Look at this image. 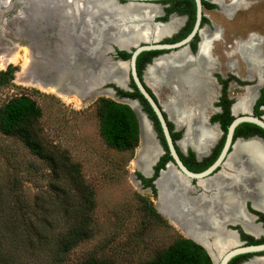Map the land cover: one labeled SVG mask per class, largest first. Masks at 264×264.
I'll list each match as a JSON object with an SVG mask.
<instances>
[{"label": "rangeland", "instance_id": "rangeland-1", "mask_svg": "<svg viewBox=\"0 0 264 264\" xmlns=\"http://www.w3.org/2000/svg\"><path fill=\"white\" fill-rule=\"evenodd\" d=\"M209 1L214 8L204 13L216 29L214 39L222 32L227 44L234 41L233 71L251 82L248 88L258 90L264 81L259 85L260 76L250 72L236 47L254 35L264 55V0H239L231 13L220 2L229 6L238 0ZM0 3V64L15 58L0 72L16 68L14 81L0 85V114L13 98L34 100L42 115L32 131L43 148L39 155L19 136L0 128V264H150L158 260L188 236L179 223H171L157 209L158 187L154 194L137 176L143 174L135 164L141 141L135 149H117L104 137L105 100L120 104L125 100L115 94L114 83L107 82L110 91H102L103 86H93L94 75L89 72L86 81L80 73H85L79 70L83 62L85 69L98 66V60H90L82 51L93 42L89 12L85 11L87 19L80 20L77 16L82 14L70 0ZM152 5L160 10L158 21L164 16V4ZM215 52L222 62L231 60L220 48ZM107 69L98 70L103 78L111 71ZM228 70L221 67L223 72ZM155 92L162 102L169 91L162 85ZM245 93L234 82L230 94L235 102ZM153 173L154 166L148 176Z\"/></svg>", "mask_w": 264, "mask_h": 264}, {"label": "bare ground", "instance_id": "bare-ground-1", "mask_svg": "<svg viewBox=\"0 0 264 264\" xmlns=\"http://www.w3.org/2000/svg\"><path fill=\"white\" fill-rule=\"evenodd\" d=\"M70 1L82 14L81 17L77 16L80 20L87 19L85 14L89 12L88 26L92 29L93 42L89 48H82V51L89 54L90 60L92 58L98 60V66L96 69L90 67L85 69L87 65L83 62L79 70L86 73L80 72L86 81L91 74L95 76H92L95 80L93 86H98L103 80V75H100L98 70L102 68L108 70L107 68L110 67L104 65L103 59L100 60L106 47L104 45L108 43L107 40H112L119 47L127 50L128 47H133L140 42H148L153 33L156 40L173 34L182 22L179 18L173 17L168 24H157L154 28V25L145 24L142 21L157 18L160 15V10L155 6H136L129 9L119 6L113 0ZM220 3L227 13H231L240 2L238 0L229 6ZM85 5L90 8L84 9ZM85 11L88 12L85 13ZM136 20H141L144 24H137ZM201 37L202 42L197 57L194 58L187 50H182L157 59L146 72L147 83L153 90L159 91L162 85L168 88V96L161 104L176 126L186 129L185 137L180 145L193 147L200 156L218 137L217 128L207 123L209 97L213 89L209 76L210 67L214 64L211 44L215 35H211L207 29H204L201 31ZM236 50L247 62L250 72L257 73L260 76V84L263 83L264 55L257 36L251 35L247 41H240L237 43ZM8 62H15V58L9 57L7 60H2L0 67ZM77 74L80 75L79 71ZM257 97V90L248 88L234 105V114H250ZM123 103L130 106L139 119L143 149L137 165L145 176L150 177L148 173L152 171V166L157 165L162 151L154 145L151 126L138 102L125 100ZM203 184L218 188V193L209 200L199 197L185 198L181 190L184 189V181L176 174V171L169 169L156 183L160 191L159 209L175 221L181 219L186 225L184 232L190 238L202 239L204 236L213 234L214 243L208 244L213 255L216 248H219L221 254L239 244L233 233L224 230L227 223H239L247 233L256 236L263 233V230L252 223L242 207L244 200H250L255 208L264 212V145L260 141L238 142L233 148L224 171ZM249 264H264V261L254 259Z\"/></svg>", "mask_w": 264, "mask_h": 264}, {"label": "trees", "instance_id": "trees-1", "mask_svg": "<svg viewBox=\"0 0 264 264\" xmlns=\"http://www.w3.org/2000/svg\"><path fill=\"white\" fill-rule=\"evenodd\" d=\"M186 0H168L163 1L164 3H172V7L167 10V15L160 19V21L166 22L169 20L170 15L174 11L180 12L181 9L175 10V8H180L181 5ZM208 7H213L211 4H207ZM190 27L189 30H191ZM165 53L164 51H153L142 53L137 61L138 72L140 77L143 76V70L146 65L152 61L156 56ZM118 56L121 59L128 60L131 54L126 51H119ZM16 73V68L9 66L7 70L0 72V85L4 83H12L14 81ZM118 96L126 97L130 99L139 100L143 105L144 111L147 113L148 117L154 122L155 130L158 133V138L161 141L165 149V154L161 157L160 161L154 167L153 177H145L143 174H137L139 180L143 183L145 188H150L153 193L156 192L155 180L160 174L162 169H165L166 164L172 161V157L169 154L168 145L165 136L162 132L161 125L154 111L152 110L146 99L140 94L136 89L134 83L132 87L133 92L125 91L119 87L112 86ZM149 92L151 90L147 88ZM152 93V92H151ZM153 94V93H152ZM107 108L103 117V134L108 144L117 149H135L138 147L140 142V125L135 111L125 104L116 103L114 101L105 100ZM264 105V91L262 92L261 100L257 103V113L259 116L263 115L262 111H259L260 105ZM41 109L37 106V103L27 96H20L13 98L1 111L0 114V128L1 130L10 135L19 136L33 151L39 155H43V148L39 141L34 136L32 127L41 117ZM234 117L231 114L230 105L226 108V118L223 120V129L227 131L229 125L233 122ZM169 128L172 133L174 141L182 138V132H175V125L168 121ZM244 128L253 129L255 132L252 135L245 138L255 136L260 134L264 137V129L261 127L251 124L244 123L238 128V131ZM240 137V136H237ZM177 150L180 153V148L178 146ZM192 156L195 157V153L192 151ZM181 154V153H180ZM74 179H77L73 176ZM82 191V189H80ZM82 194L85 193L82 191ZM258 213V212H257ZM260 213V212H259ZM158 217L162 218V214H157ZM264 220V214H259ZM242 236L246 239L255 241L252 236L245 233ZM243 256L234 258L229 264H238L242 261ZM150 264H213L211 257L205 250V248L190 239L182 238L176 244H174L168 251H166L158 260Z\"/></svg>", "mask_w": 264, "mask_h": 264}, {"label": "water", "instance_id": "water-1", "mask_svg": "<svg viewBox=\"0 0 264 264\" xmlns=\"http://www.w3.org/2000/svg\"><path fill=\"white\" fill-rule=\"evenodd\" d=\"M113 1L115 3H117L119 6H123V7L129 8V9H132L136 6H144V7L153 6L152 4H160L158 2L166 1V0H113ZM196 1H197V23H196V26H195L194 30L192 31V33L188 37H186L185 39L178 41V42H175V43H162V41H160V39L159 40L155 39V33H153L148 42L143 43V44H138V45H135L133 47L130 46V47H128L127 50L122 49V47H119L116 43L112 42V40H110V41L108 40L107 41L108 43L106 45H104V46H106L105 50L101 54L103 57L102 59L105 61L104 65H107L108 67L110 66L111 71L108 72V74L103 78L105 84H102L103 83V81H102L100 83V85H98V87L103 86L104 88L102 89V91L108 92V91H110V89H107L105 85L107 82H112L117 87L124 89L125 91L133 92L134 88L131 87V84L134 83L136 89L140 92V94L146 99V101L151 106L152 110L156 114L158 121L161 125L162 132L165 136V139H166V142L168 145V149H169L171 157L173 158V161H170L167 164L166 169H162L160 171L159 176L155 180V185H156L157 181L162 177V174L164 172H167L169 169H174V171H176V173L180 177L183 176L182 171H184V173H186V175L190 179L192 178V179L204 180L207 177L208 178H214L224 171V169L226 168V163H227L229 157L231 156V154L233 152V148L238 142L258 140L264 145V139L258 135L251 136L248 138H245V137L235 138L236 129L241 124H244V123L255 124V125L261 127L262 129H264V115L255 116L253 114V112H251L250 114H242L240 116H237L233 112L234 120L228 127L227 139H226V143H225V146L223 148V151L220 154L219 158L215 161V163L209 169H207L206 171L201 172V173L190 172L185 167V165L183 164V162H182V160L178 154L176 146L182 147V146H180V142L184 139L186 130L184 132L183 137L175 142L173 137H172V133H171V130L169 128L168 121L172 122L174 125H176V124L169 118V116L166 113L163 105L161 104L156 92L148 85L147 80H146V72H147V69L151 65H153L155 63V61L159 58L178 53L182 50H187L190 53V51L188 49V43L196 36L197 33H201V31L204 30V28L201 27L202 16H203V3H202V0H196ZM173 16L174 15H172V17ZM170 21L162 22V21H156V18H153V19L151 18V19H145L142 22H145V24H149V25L152 24V25H154V28H155V26L157 24H168ZM142 22H141V20L135 21V23H137V24L138 23L144 24ZM113 45L116 48H118L119 50H124V51L130 53L131 54L130 59L129 60L117 59V52L115 51ZM87 48H89V46ZM150 51H168V53H163V54L159 55L158 57H156L154 59L153 64H150L147 66L146 70L144 71V75L141 78L139 75L138 66H137L138 58L142 53L150 52ZM113 52H115V55L109 54V53H113ZM122 64H124V65L122 66ZM147 88H149L153 94L151 92H149V90ZM112 92H115V91L112 90ZM115 94H116V92H115ZM118 98H122V97H118ZM121 100H130V98L123 97L122 99H120V101ZM133 101L138 102V104L143 108V105L140 103L139 100L133 99ZM233 108H234V106L232 107V111H233ZM145 115L149 121V124H150L152 132H153V137L155 140L154 145L157 147V149H160L162 151V154L158 157V162H159L161 157L166 152H165L163 145L161 144L160 139L158 138V133L155 130L154 122L148 117L147 113ZM138 121H139V119H138ZM207 123L211 127H216V125H211L208 121H207ZM139 125H140V122H139ZM176 128L179 129L178 126H176ZM140 130H141V127H140ZM141 143H140V147H139V153H138L137 159L135 161L136 168H137V163L139 161L140 153L142 152V149H143L141 146ZM191 148L194 152L197 153V151L193 147H191ZM197 156L201 157L198 153H197ZM179 168L182 171H179ZM153 175L154 174H152L150 177H153ZM145 177H147V176H145ZM156 188H157V186H156ZM158 198H159V196L157 197V201H158ZM246 202H251V207L254 210L259 211V212L264 214V212L262 210L255 208L252 201H250V200H244L243 205L246 204ZM157 209L159 210L158 207H157ZM246 214L248 215V213H246ZM163 216H165V215H163ZM248 216L251 218L252 221H254L257 217L253 213H250ZM259 225L262 226V223H259ZM224 230L227 232L233 233V235L235 236V239L238 241L239 245L235 246L233 248L227 249L224 252L221 251L222 252L221 254H220L219 248H216L214 250V252H215L214 255L210 252V250L208 248V244L214 243L215 238H214L213 234L204 236V237H202V239H199V238L196 239V238H190V237H187V239H190V240L194 241L195 243L203 246L205 248V250L207 251V253L209 254V256L211 257L213 264H229L235 257L245 255V254H250V253L255 254V257H253V259H256V258H258L256 256V254L264 252V243L245 246L240 241V234L238 231L233 230V229H227L226 225L224 227ZM247 234H249L250 236H252L256 239L259 238V236H256V235H253L250 233H247Z\"/></svg>", "mask_w": 264, "mask_h": 264}, {"label": "flooded vegetation", "instance_id": "flooded-vegetation-1", "mask_svg": "<svg viewBox=\"0 0 264 264\" xmlns=\"http://www.w3.org/2000/svg\"><path fill=\"white\" fill-rule=\"evenodd\" d=\"M166 1H168V0H166ZM158 3L164 4V14L163 15L166 16L168 8L172 7V3H164L163 1L158 2ZM202 3H203V16H202L201 27L204 29L207 28L209 33L211 35H213L214 32L216 31V29L213 28L214 25L212 27H210L211 25L209 24L210 22H209L208 16L204 13V10H213L214 6L208 7L207 4L213 5L209 0H202ZM177 9H181V11L180 12L174 11L170 15V18L168 21H170L173 17L179 18L182 21L181 26L178 28L179 32L171 38L164 39L162 41V43H175V42L181 41V40L185 39L186 37H188L192 33V31L194 30V28L196 26V23H197V1L196 0H186V1H184V3L181 5L180 8H175V10H177ZM172 15H174V16L172 17ZM164 16H162V18ZM158 21H160V20H158ZM168 21H166V22H168ZM190 27H192L191 30H189ZM201 42H202L201 33H197L196 36L188 43V49H189L190 53L188 51L187 52L190 55H192V57L193 56L197 57L199 55ZM233 43H234V41H233ZM233 43L227 44V41L225 40V38L221 32V37L219 39H213L212 44H211V53H212V58L214 60V64L212 67H210L211 69L209 70V76H210V79H211L212 84H213V89H212V91L210 93V97H209V108L211 109V111H210V114L207 115V121L211 125H216L217 130L219 131L217 139L211 144V146H208L206 152L204 154H202L201 157H198L197 153L194 152L191 147H187L186 149L179 147L181 154L179 152H178V154H179L183 164L185 165V167L190 172H193V173H201V172H204L207 169H209L215 163V161L219 158L220 154L223 151V148L225 146L226 139H227V133H228V128H227V131H225L223 129V120H225V118H226V108L228 105H230L231 114L233 116L232 107L237 103V101L235 102L236 98L232 97L230 94L232 87L234 85V82L237 83V85L240 86V88H244L246 90H247L248 86H250V84H251L250 81L245 80L243 77H241L240 75L236 74L233 71V69L236 68L234 60L231 59L236 54ZM218 48H220L221 53L226 58V60H229V59H231V60L222 62V60H220L219 56L215 52ZM228 49H230V50H228ZM119 51H124V50H119L117 48V50H116L117 59H121L118 56ZM150 52H153V51H150ZM164 52L168 53V51H164ZM238 55H240V54H238ZM156 57H158V56H156ZM156 57H154L152 59V61L146 65L145 69L143 70V75H144V71L146 70L147 66L150 64H153L154 59ZM122 60H124V59H122ZM223 66H226L230 69L228 71H225L226 74H225V72L221 71V67H223ZM259 85H260V83H259ZM131 87H132V84H131ZM263 91H264V86H261L257 90L258 97L254 103L253 108H252V112L255 116H259L256 108H257L258 101L261 100ZM116 94H117V92H116ZM238 98L239 97H237V100H238ZM263 107H264L263 104L260 105L259 111L264 112ZM240 115H242V114H240ZM240 115H238V116H240ZM238 128L236 129V132H235V138H237V136L247 137V136L252 135V133L255 132L253 129H248V128H244L243 130L238 131ZM185 130L186 129H184V128H182L180 130L182 132V137L184 135ZM175 132H179L176 130V126H175ZM257 135L264 139V137L261 136L260 134H257ZM210 147H212V148H210ZM192 151L195 153V157L192 156V153H191ZM169 154H170V152H169ZM172 161H173V158H172ZM167 164H166L165 169L167 168ZM171 170H174V169H171ZM179 171H182V170H180V168H179ZM182 173H183L182 174L183 176H181V177L177 173L176 174L185 183L184 189H181L185 198L193 199V198L199 197V198H205L206 200H209V199L213 198L216 195V193H218V191H219L218 188L207 187L203 184L204 182L209 181L213 178L207 177L204 180L192 179V178L190 179V178H188L186 173H184V171H182ZM142 186L144 187L143 183H142ZM242 207L245 209V211H246V213H248V215L250 213H253L254 215L257 216L256 219L254 221H252V223L255 226H258L261 230H263V233L261 235H259V238H257V239L253 237L255 241H252V240L246 239L242 236L243 233H245V234H247V233L239 223H235V224L234 223H227L226 228L238 231L240 234V241L245 246L264 243V220L259 215L261 212L259 213V211L254 210L251 207V202H246V204H244V206L242 205ZM165 218L168 219L171 223H173L175 221L174 218H171L168 215H166ZM176 222L179 223L181 225V228L185 231V227H186L185 223H183L181 219L177 220ZM259 223H262V226H260ZM247 235H249V234H247ZM241 256H243V259L238 264H249L250 262H252L254 260L253 257H255V254L250 253V254H245V255H241ZM256 256L258 257L256 259H261L264 261V252L258 253V254H256ZM235 258H237V257H235Z\"/></svg>", "mask_w": 264, "mask_h": 264}, {"label": "crops", "instance_id": "crops-1", "mask_svg": "<svg viewBox=\"0 0 264 264\" xmlns=\"http://www.w3.org/2000/svg\"><path fill=\"white\" fill-rule=\"evenodd\" d=\"M217 128V127H216ZM183 149H186L187 147H182ZM244 206V205H243ZM245 210V209H244Z\"/></svg>", "mask_w": 264, "mask_h": 264}]
</instances>
